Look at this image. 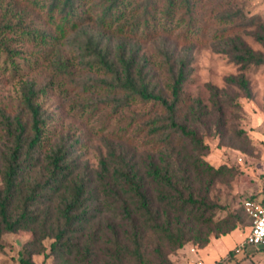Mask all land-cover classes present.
<instances>
[{
    "label": "rangeland",
    "instance_id": "obj_1",
    "mask_svg": "<svg viewBox=\"0 0 264 264\" xmlns=\"http://www.w3.org/2000/svg\"><path fill=\"white\" fill-rule=\"evenodd\" d=\"M87 2L90 6L99 0ZM195 6L197 32L187 37L183 25L163 23L165 18L159 11L156 16L162 18L163 24L156 23V31L150 26L146 31L149 33L141 28L134 37L117 34L114 23L103 27L94 16L76 32L59 40L58 54L51 45L47 46L52 48L47 53L36 54L40 47L20 28H15L9 36L14 38L11 45L20 50V55L14 56L16 68H12L6 55L0 54V107L16 108L26 86L33 84L44 120L39 149L42 155H38L36 168L41 167L44 154L64 146L69 150L74 174L94 182L102 161L111 170L120 159L134 162L140 168L148 160L157 159L161 148L154 140L159 137L152 129L158 125L152 120L167 118L160 104L138 98L113 111L123 95L119 94V89L105 87V82L115 81L113 76L96 68V64L88 65L96 61L95 53L100 51L107 55L118 68V56L134 59L135 74L141 73L150 81L149 89L166 97L170 95L164 82L169 77L170 67L183 61L187 70L184 90L197 114L195 117L190 113L186 124L196 130L204 147L199 148L200 151L192 149L186 137L172 128H165L164 133H172L170 143L174 153L181 152L180 158H199L220 168L212 181L207 174L195 180L196 191L206 194L208 202L220 206L205 215V218L211 217L213 223H204L202 218L196 226L204 233L235 211L240 212L243 222L226 235L214 237L211 234L203 254L193 241L175 250L163 243L162 250L171 264L199 261L203 264H264V250L245 246L244 251L241 247L250 227L243 210L244 201L250 197L261 198L264 192V65L244 66L233 57L238 41L255 52L264 53V46L257 39L258 34L264 33V0H195ZM9 10L11 12L7 13ZM6 13L12 23L17 24L22 18L21 26L26 27L28 23L31 26L28 28H51L41 13L25 0H0V16ZM241 76L248 81L249 95L237 83L228 80ZM210 87L217 89L216 95L211 93ZM77 104H85L91 116L81 113ZM93 107H97L94 114L90 113ZM186 111L188 113L186 108L182 109L178 122H184ZM106 112L113 114L104 127ZM4 132L0 126V168L7 145ZM103 215L96 217L93 228L99 225L98 219ZM147 237L148 256L152 264H158L154 247L159 242L152 234ZM35 241V235L29 230L4 232L0 238V264H23L26 248L42 250ZM51 242L49 238L43 240L46 253L50 252ZM232 251L234 257L229 253ZM206 254L213 255L209 259L204 258ZM31 260L35 264H60L42 251L33 253ZM102 260L103 256H98L94 264H103Z\"/></svg>",
    "mask_w": 264,
    "mask_h": 264
},
{
    "label": "trees",
    "instance_id": "obj_2",
    "mask_svg": "<svg viewBox=\"0 0 264 264\" xmlns=\"http://www.w3.org/2000/svg\"><path fill=\"white\" fill-rule=\"evenodd\" d=\"M87 1L25 0L27 5L41 13L51 28H28L31 27L28 23L26 27L21 26L22 18L17 24L12 23L7 15L11 10L7 11L4 17L0 16V54H5L13 64L12 68H16L14 56L20 55V50L11 45L14 38L9 34L17 27L40 47L36 54H45L52 48L58 54L59 40L76 32L94 16L103 27L116 24V33L125 37H134L141 28L149 33L146 31L150 26L156 31L158 22L161 25L171 22L175 26L183 25L186 37L197 32L195 0H144L145 3L140 0H99L90 6ZM158 11L165 18L163 23L162 18L156 16ZM257 39L264 46V33L258 34ZM238 42L233 54L237 63L264 65V53L255 52ZM49 45L52 48H47ZM95 54L96 61L88 65L94 67L96 64V68L113 76L115 81L105 82V87L119 89V94L123 95L113 111L138 98L160 104L167 113L166 119L152 120L158 125L152 129L159 137L154 140L161 148L157 159L148 160L142 168L120 159L111 170L102 161L93 182L74 174L68 148L59 146L44 154L41 167L36 168L40 159L38 155H42L39 149L44 120L36 101L38 92L33 84L27 85L22 98L16 102V108L0 107V126L7 138L0 168V238L4 232H33L35 242L42 250L26 248L27 256L21 260L23 264H35L31 260L32 254L41 251L47 257H55L60 264H94L101 255L103 264H152L147 244V236L152 234L159 242L154 247L158 264H171L162 250L163 243L170 250L182 247L187 241L196 242L203 248L209 243L211 234L219 237L239 226L243 222L239 211L229 214L204 233L196 226L202 218L204 223H213L212 218H205V215L220 206L208 202L206 194L196 191L195 180L207 174L212 181L220 168H214L199 158H180L181 152L174 153L170 143L172 133H164L165 128H172L186 137L192 149L200 151L199 148L204 147L196 130L186 124L190 113L195 117L197 114L184 90L187 80L185 63L180 61L177 66L170 67L169 77L164 82L170 95L166 97L153 88L149 89L150 81L141 73L135 74L134 59L118 56L119 69L107 55L100 51ZM228 80L237 83L249 95V84L244 77H229ZM210 89L216 95L217 89ZM77 105L81 113L91 116L86 112L85 104ZM185 108L188 113L186 111L184 122L180 123L178 119ZM96 109L93 107L90 113L94 114ZM111 114L113 112H106L104 127ZM243 210L251 224L250 216ZM102 214L97 222L99 225L93 228L96 217ZM47 238L52 239L49 253L43 245ZM229 253L235 255L233 251ZM72 255L74 257L70 258Z\"/></svg>",
    "mask_w": 264,
    "mask_h": 264
},
{
    "label": "built area",
    "instance_id": "obj_3",
    "mask_svg": "<svg viewBox=\"0 0 264 264\" xmlns=\"http://www.w3.org/2000/svg\"><path fill=\"white\" fill-rule=\"evenodd\" d=\"M244 209L251 218V224L241 247L264 248V192L262 199H246L244 201ZM195 264L203 263L199 261Z\"/></svg>",
    "mask_w": 264,
    "mask_h": 264
},
{
    "label": "crops",
    "instance_id": "obj_4",
    "mask_svg": "<svg viewBox=\"0 0 264 264\" xmlns=\"http://www.w3.org/2000/svg\"><path fill=\"white\" fill-rule=\"evenodd\" d=\"M262 197H263V196H262ZM262 197H261V198H257V199H262ZM206 247H207V246H205V247L199 249V250L202 251V252H201L202 254H203V251L206 249ZM251 247H252V246H251ZM245 248H246V247L244 246V247H243V250H244V251H245ZM253 248H254L255 250H257V251H263V250H264L263 248H255V247H253ZM246 254H247V256H250V255H251L248 251L246 252ZM212 255H213V254H210V255H207V254H206V255H204V256H205L204 258H209V259H211V256H212ZM232 256H233V255H232ZM234 256H235V255H234ZM234 256H233V257H234Z\"/></svg>",
    "mask_w": 264,
    "mask_h": 264
}]
</instances>
